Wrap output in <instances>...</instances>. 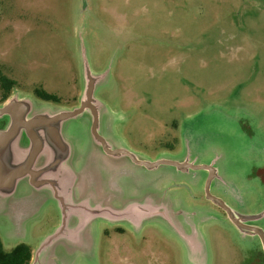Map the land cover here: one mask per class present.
Returning <instances> with one entry per match:
<instances>
[{"label":"rangeland","instance_id":"rangeland-1","mask_svg":"<svg viewBox=\"0 0 264 264\" xmlns=\"http://www.w3.org/2000/svg\"><path fill=\"white\" fill-rule=\"evenodd\" d=\"M89 98L0 141L6 251L264 264V0H0V108L49 119ZM96 116L130 154L106 152ZM14 125L0 115V132Z\"/></svg>","mask_w":264,"mask_h":264},{"label":"water","instance_id":"water-1","mask_svg":"<svg viewBox=\"0 0 264 264\" xmlns=\"http://www.w3.org/2000/svg\"><path fill=\"white\" fill-rule=\"evenodd\" d=\"M91 99L89 98V101H86L82 104L81 107H79L78 109H75L74 111H70V112H66V113H61L55 117H52V118H49V119H38V118H34L32 120H29V121H23L22 118H21V115L19 113V107L16 105V104H9V105H6L2 108H0V115L1 114H5V113H10L14 120H15V125L13 127V129L9 132H0V141H3L4 139H11L13 138L16 133H17V128H18V125L21 124L23 125L24 127H26L27 129L29 128V126L32 124V123H40V124H49V123H54L56 121H60V120H65V119H68L70 117H73L75 116L76 114L80 113L81 111H83L85 108H91L93 110V106L91 104ZM94 115H96V111L94 112ZM97 121H98V117L96 116L95 119H94V122H93V134L100 140V142L103 144L106 152L110 153V154H130L127 150H124V149H121V148H117V149H112L110 147L107 146L105 140L103 139V137L99 134L98 130H97ZM30 135H32V133L30 132ZM34 137V136H32ZM136 162H139L137 161L136 159H134ZM144 163V162H143ZM146 165L148 166H152V165H156V163H145ZM1 174V172H0ZM11 177V176H10ZM1 175H0V185L2 184L1 182Z\"/></svg>","mask_w":264,"mask_h":264},{"label":"trees","instance_id":"trees-1","mask_svg":"<svg viewBox=\"0 0 264 264\" xmlns=\"http://www.w3.org/2000/svg\"><path fill=\"white\" fill-rule=\"evenodd\" d=\"M1 82L2 86L7 91L11 88V84L14 83V81H11L4 76H1ZM36 93L41 99L58 101V97L55 94L49 93L44 89H37ZM6 99L7 98H5V100ZM32 258L33 250L30 245L21 243L11 251H6L0 238V264H30Z\"/></svg>","mask_w":264,"mask_h":264},{"label":"flooded vegetation","instance_id":"flooded-vegetation-1","mask_svg":"<svg viewBox=\"0 0 264 264\" xmlns=\"http://www.w3.org/2000/svg\"><path fill=\"white\" fill-rule=\"evenodd\" d=\"M45 154V153H44ZM45 156H47L46 154H45ZM46 165V169H47V171H51L50 169H48L49 167H50V165L47 163V164H45ZM45 165H41L42 167L43 166H45ZM49 166V167H48ZM31 169H30V171L32 172V174H33V176H32V174H31V177H30V180L32 179V178H34L35 176H38L39 174H41L43 171H41L40 170V172L39 171H35V170H33L32 169V166L30 167ZM41 168V167H40ZM30 183V182H29Z\"/></svg>","mask_w":264,"mask_h":264},{"label":"crops","instance_id":"crops-1","mask_svg":"<svg viewBox=\"0 0 264 264\" xmlns=\"http://www.w3.org/2000/svg\"><path fill=\"white\" fill-rule=\"evenodd\" d=\"M20 112H21V110H20V108H19V113H20ZM31 133H32V132H31ZM30 136H31V138H33L32 136L35 137L34 133H32V135H30ZM121 149H123V148H121ZM3 173H4V172L1 171V174H0V175H1V180H2V181H1V182H2L1 185H3V183H4V176H5V175H4Z\"/></svg>","mask_w":264,"mask_h":264}]
</instances>
